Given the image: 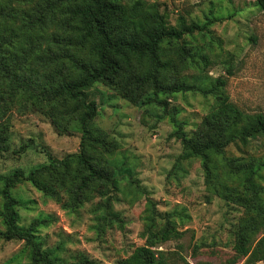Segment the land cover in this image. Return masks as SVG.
<instances>
[{"label": "rangeland", "instance_id": "1", "mask_svg": "<svg viewBox=\"0 0 264 264\" xmlns=\"http://www.w3.org/2000/svg\"><path fill=\"white\" fill-rule=\"evenodd\" d=\"M137 0H120L131 10ZM136 14L157 11L170 27L180 22L204 26L184 35L179 45L190 57H182L177 44L164 45L162 58L168 60V80L185 79L199 83L225 79V92L244 116L264 114V8L260 0H140ZM42 0H13L11 6L28 14ZM263 3V2H261ZM264 4V3H263ZM31 10V11H29ZM44 37L34 55L61 54L62 41L71 35V23L60 8L33 27ZM54 58V57H52ZM60 67L47 59L40 73ZM134 64V71L137 72ZM230 71V75L227 71ZM97 104V128L110 137L107 160L116 171L117 186L96 182L73 207L64 189L55 188L60 201L52 200L28 182L15 185L18 225L26 228L39 222L34 236L43 252L73 264L81 255L94 264H117L135 248L146 244L148 218L158 217L156 228L166 220L183 232L179 240L156 244L167 264H230L238 233L249 236L253 245L264 234V136L237 138L222 156H212L213 182L206 181L198 158L182 157V148L171 137L170 117L190 134L208 115L212 100L198 93L161 97L166 109L125 99L118 89L100 84L89 91ZM164 109V110H163ZM6 148L0 152V175L14 170L28 174L79 150L80 134L58 132L42 110L22 111L12 105L6 111ZM244 127L247 130L248 123ZM241 129V130H243ZM252 162L259 170L253 177V195L234 176L223 159ZM1 204V200H0ZM255 208V209H254ZM4 226L0 218V230ZM155 232L154 229H152ZM0 264H30L29 250L22 240L0 239ZM235 264H243L242 261ZM259 264H264V261Z\"/></svg>", "mask_w": 264, "mask_h": 264}, {"label": "trees", "instance_id": "2", "mask_svg": "<svg viewBox=\"0 0 264 264\" xmlns=\"http://www.w3.org/2000/svg\"><path fill=\"white\" fill-rule=\"evenodd\" d=\"M13 0H0V152L6 148V111L17 105L22 111L42 110L60 133L76 131L80 134L79 150L62 159L48 158V163L25 174L14 170L9 175H0V218L4 226L0 239L22 240L29 250L30 264H64L54 254L43 252L34 233L39 226L34 221L26 228L18 225V202L12 195L15 185L28 182L37 191L55 201H60L59 189L70 197L69 207L80 199L96 182L117 186L116 171L110 166L106 154L110 153V137L97 128L94 120L98 114L97 104L89 98V90L96 84L109 89H118L123 97L136 103L141 96L147 97L145 104H155L166 109L161 97L176 94L198 93L212 100L208 115L201 125L188 134L184 123L176 119L175 110L170 117L171 137L177 139L182 148V157L198 158L206 181L213 182L212 156H222L224 149L237 138L264 136V114L244 116L242 111L229 101L225 92V79L216 78L199 83L168 80L165 73L170 69L164 60V45L177 44L182 57L190 53L179 41L184 35L204 29L197 24L180 22L170 27L157 11L136 14L141 6L137 0L131 10L120 0H42L32 10L17 11ZM264 0L259 5L264 8ZM62 8L71 23V35L62 43L66 49L61 54L45 53L34 55L40 47L43 34L34 33L33 27ZM31 11V10H29ZM54 57V58H52ZM47 59L57 61L60 67L52 72L40 73L39 67ZM134 64L137 72L134 71ZM230 75V71H227ZM164 110V109H163ZM248 123V129L243 125ZM245 125V126H246ZM243 129V130H241ZM234 176L252 195L257 186L253 177L258 166L242 160L223 159ZM56 185V186H54ZM255 209V208H254ZM158 217H149L146 226V244L137 247L117 264H167L164 254L153 250L156 244L179 240L183 232L166 220L156 228ZM155 230V232L152 231ZM230 264H259L264 261V234L253 245L249 236L237 234ZM73 264H94L81 255Z\"/></svg>", "mask_w": 264, "mask_h": 264}]
</instances>
